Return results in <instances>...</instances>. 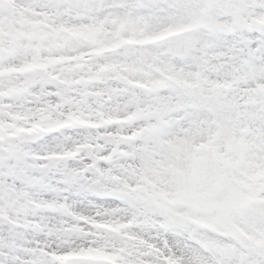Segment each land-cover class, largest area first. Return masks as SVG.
Returning <instances> with one entry per match:
<instances>
[{"label": "rangeland", "instance_id": "1", "mask_svg": "<svg viewBox=\"0 0 264 264\" xmlns=\"http://www.w3.org/2000/svg\"><path fill=\"white\" fill-rule=\"evenodd\" d=\"M116 43L123 55H95ZM134 110L117 127L83 125ZM62 120L71 131L43 130ZM184 192L222 205L230 230ZM92 220L115 228L92 235L118 262L49 259L87 243ZM8 262L264 264V0H0Z\"/></svg>", "mask_w": 264, "mask_h": 264}, {"label": "trees", "instance_id": "2", "mask_svg": "<svg viewBox=\"0 0 264 264\" xmlns=\"http://www.w3.org/2000/svg\"><path fill=\"white\" fill-rule=\"evenodd\" d=\"M115 127H117V126H115ZM83 140V139H82ZM222 140H227V138H225V137H222ZM148 149H150L151 148V145L150 146H148L147 147ZM232 148V147H231ZM85 149V148H84ZM234 149H235V146H234ZM238 149V148H237ZM166 164V163H165ZM155 179L157 178V177H154ZM159 179H162L163 181L161 182V185H163L164 186V188H166L168 191H170L168 188H167V184L169 183V182H171L172 180H170L171 178H170V176H166V175H161L160 177H158ZM157 180V179H156ZM158 181V180H157ZM69 196H71V195H69ZM68 196V197H69ZM68 197H66V198H68ZM73 197V192H72V196L71 197H69V198H72ZM94 199H96V198H94ZM98 200H100V199H97V201ZM71 207V206H70ZM76 208V207H75ZM202 211H203V213L207 216V217H209V218H211V219H214L217 223H219L222 227H223V229L224 230H230V228H231V226H229L228 224H225V223H223L222 222V218H223V216L221 215V214H218L217 212H215L214 211V208H212L211 206H208V207H204V209H202ZM72 218H75L76 220H86V218L84 217V216H82V215H80V214H75V215H73V216H71V219ZM66 223H63V225H64V227H65V225H69V227H71V231H73V229H75L76 227H75V224H74V222H73V220H72V224L70 225L68 222H69V218L67 217L66 219ZM96 223H98L100 226H102V225H108V226H110L109 225V222H104V223H99V222H97V221H95V220H92V221H89V226L88 225H85L86 227L84 228V230L85 231H87L88 232V235H91L87 240H86V242L87 243H85V244H83V245H76L77 247H79V248H85L86 250H88V251H90L91 253H95L96 251H102V252H104V253H106L105 252V250L104 249H101V247L103 246V244H102V241L100 240V239H98L97 240V236H94V235H92V234H97V235H99L100 237H102L101 236V233H103L102 231H100V230H106V229H104V228H102V227H104V226H102V227H100V226H98V224H96ZM237 224L235 223V225L234 226H232V227H235ZM104 238V237H103ZM105 239V238H104ZM120 250H122V248L120 249ZM48 251H50L49 253H48V255H49V258H51L52 257V255L54 254V252H51V250H48ZM114 256V255H113ZM31 264V263H30Z\"/></svg>", "mask_w": 264, "mask_h": 264}, {"label": "water", "instance_id": "3", "mask_svg": "<svg viewBox=\"0 0 264 264\" xmlns=\"http://www.w3.org/2000/svg\"><path fill=\"white\" fill-rule=\"evenodd\" d=\"M125 48L126 47H122V48L118 47V48H116L115 50H112V51L111 50L103 51L101 54H103V55H108V54H112V53L121 54V53H123L125 51ZM122 82L127 84V85H129V86L133 85L132 83H130V82L126 81V80H122Z\"/></svg>", "mask_w": 264, "mask_h": 264}]
</instances>
